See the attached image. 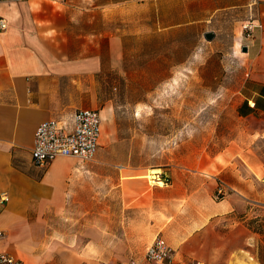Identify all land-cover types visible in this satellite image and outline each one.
Wrapping results in <instances>:
<instances>
[{"label":"rangeland","instance_id":"obj_1","mask_svg":"<svg viewBox=\"0 0 264 264\" xmlns=\"http://www.w3.org/2000/svg\"><path fill=\"white\" fill-rule=\"evenodd\" d=\"M199 1L109 7L122 54L94 77L85 103L102 112L99 146L67 174L60 217L47 230L60 263L69 254L76 264H146V247L165 240L170 221L189 236L207 228L199 239L220 248L216 263L264 264V174L246 187L238 157H262L264 144L244 138L247 123L235 115L248 22L230 0ZM194 248L188 262L203 256Z\"/></svg>","mask_w":264,"mask_h":264},{"label":"crops","instance_id":"obj_2","mask_svg":"<svg viewBox=\"0 0 264 264\" xmlns=\"http://www.w3.org/2000/svg\"><path fill=\"white\" fill-rule=\"evenodd\" d=\"M128 1L0 0V18L6 22L0 31V252L22 264H62L61 247L47 230H54L60 217L67 174L82 164L56 158L35 165L30 159L34 131L42 122L64 123L78 109H93L85 102L92 100L95 75L116 68L122 54L120 36L110 31L109 7ZM228 6L258 26L246 44L249 70L235 115L247 123L243 137L264 144V0H230ZM238 157L249 170L250 188L247 177L264 174V156L247 150ZM261 196L264 202V190ZM165 226V240L153 239L166 243L173 261L188 262L196 244L203 253L199 262L227 264L216 263L220 248L201 243L207 228L189 236L185 227L170 221ZM66 256L63 264L78 262L77 255Z\"/></svg>","mask_w":264,"mask_h":264},{"label":"built area","instance_id":"obj_3","mask_svg":"<svg viewBox=\"0 0 264 264\" xmlns=\"http://www.w3.org/2000/svg\"><path fill=\"white\" fill-rule=\"evenodd\" d=\"M248 22L242 28L249 38L257 28ZM6 22L0 18V31L5 30ZM101 118L96 109H78L67 122L49 120L40 123L33 134L30 159L37 166H45L56 158L74 159L80 163L90 162L97 150L100 136ZM164 181H160L163 184ZM5 200V198H3ZM3 233L0 232V240ZM147 264H203L198 261L177 263L173 261L172 250L161 238H155L144 251ZM0 264H22L17 259L0 252Z\"/></svg>","mask_w":264,"mask_h":264},{"label":"water","instance_id":"obj_4","mask_svg":"<svg viewBox=\"0 0 264 264\" xmlns=\"http://www.w3.org/2000/svg\"><path fill=\"white\" fill-rule=\"evenodd\" d=\"M204 38L209 41L212 38V35L211 34H205ZM242 52L245 53L246 52V48H242Z\"/></svg>","mask_w":264,"mask_h":264},{"label":"bare ground","instance_id":"obj_5","mask_svg":"<svg viewBox=\"0 0 264 264\" xmlns=\"http://www.w3.org/2000/svg\"><path fill=\"white\" fill-rule=\"evenodd\" d=\"M101 115V114H100Z\"/></svg>","mask_w":264,"mask_h":264}]
</instances>
